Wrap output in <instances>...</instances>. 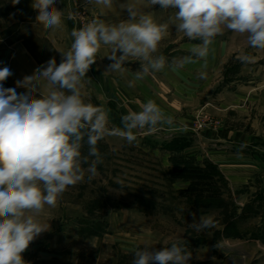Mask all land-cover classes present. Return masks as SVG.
Here are the masks:
<instances>
[{
  "label": "clouds",
  "instance_id": "9594fccd",
  "mask_svg": "<svg viewBox=\"0 0 264 264\" xmlns=\"http://www.w3.org/2000/svg\"><path fill=\"white\" fill-rule=\"evenodd\" d=\"M12 2L18 4L20 0ZM57 2L32 0L31 7L38 13L36 23L45 29L62 27L65 13L56 7ZM87 2L110 9L117 0ZM147 3L151 7L159 5L162 10L172 9L174 15L165 23H157L151 12L141 11L132 0H125L119 8L127 12V19L108 23L93 18L83 27L73 28L71 46L61 53L59 64L51 58L32 75L17 80L14 88L4 87L3 82L12 72L8 67L0 68V264H28L22 253L50 227L39 219L45 207H55L69 187L84 181L86 173L89 180L97 175V165L103 162L98 141L114 136L135 145L139 136L155 133L174 122L149 99L140 105V111L128 110L121 117L122 127H108L109 110L85 102L81 91L85 80L92 81L87 73L102 45L111 49L106 57L112 63L106 72L122 73L126 62L139 61L136 80L165 68L166 57L156 54L170 25L177 34L200 41L191 46L190 55L172 60L173 70L206 60L209 46L226 30L242 38L245 47L264 51V0ZM67 17L74 20L76 13L69 10ZM237 59L251 63L254 57L243 53ZM204 77L201 72L200 78ZM134 86V81L128 82V87ZM17 88L25 91L17 93ZM85 137L88 152L82 155ZM192 216L190 227L198 232L215 227L211 215H201L198 220L195 213ZM134 257L132 264H189L192 254L182 240H177L160 249L145 246L136 250Z\"/></svg>",
  "mask_w": 264,
  "mask_h": 264
},
{
  "label": "crops",
  "instance_id": "0c3cea01",
  "mask_svg": "<svg viewBox=\"0 0 264 264\" xmlns=\"http://www.w3.org/2000/svg\"><path fill=\"white\" fill-rule=\"evenodd\" d=\"M123 2L125 0H117L109 9L94 2L88 3L87 0H58L56 7L64 11V23L62 27L52 30L36 23L38 13L31 7L32 0H20L18 4L12 0H0V68L8 67L12 72L3 82L4 87L14 88L17 80L32 75L34 70L53 57L59 64L61 53L71 46L70 32L73 28L83 27L93 18L108 23L127 19V12L119 8V3ZM132 3L141 11L151 12L157 23H165L174 15V10H162L159 5L151 7L147 0H132ZM69 10L76 13L74 20L68 19ZM181 36L182 33L177 34L174 26L170 25L169 34L158 45L156 54L166 57L165 68L140 80H136L134 75L140 69L139 61L126 62V70L122 73L106 72L112 63L106 57L111 49L102 45L96 62L87 73L92 81L88 83L85 80L81 91L85 102L109 110V122L115 127H122L121 117L128 110L140 111V105L149 99L154 100L166 116L174 118L172 126L183 136H186V131L182 129L192 125L195 112L206 109L215 118L220 117L222 124L214 129H191L190 145L183 152L185 156L218 165L228 181V191L232 196L230 200L234 205L235 213L230 216V221H224L222 227L216 228L219 230L216 234L214 231L212 237L213 240L214 237L218 240L222 237L223 243L228 245V261L220 263L219 259H213L215 261H208L207 264H231L237 260L246 263L248 254L242 251V247H246V244L260 247L261 236L257 229L264 223L261 221L243 227V224L246 225L243 220L252 216V211L258 213V218H264V89L258 86L261 78L257 71L243 78L240 67L244 63L232 64L230 45L221 40H214L209 46L206 60L173 70L170 67L172 60L190 55L191 46L200 43ZM249 55L254 57L253 64L258 62L253 54ZM201 72L205 73L204 78H200ZM129 81H134L135 86L128 87ZM202 89H206V92L200 98ZM16 91L21 93L25 90L17 88ZM111 146L118 144L111 143ZM41 222L50 227L22 253L28 264H103L100 252H89L83 247L94 241L97 246L99 240L96 236H87L86 231L80 228L81 224L85 226V222L63 217L57 221L46 219ZM72 222L78 228L73 236L70 231ZM228 226L229 232L224 235V229H228ZM254 229V233L249 232ZM214 241L213 244H216Z\"/></svg>",
  "mask_w": 264,
  "mask_h": 264
},
{
  "label": "rangeland",
  "instance_id": "374dc122",
  "mask_svg": "<svg viewBox=\"0 0 264 264\" xmlns=\"http://www.w3.org/2000/svg\"><path fill=\"white\" fill-rule=\"evenodd\" d=\"M0 13L2 18V8ZM181 37L188 39L183 34ZM214 40L225 41L230 45L232 64L240 62L235 55L243 52L253 54L258 59V64L244 63V67H240L241 76L257 71V75L261 78L258 86L264 89V51L245 47L242 38L234 36L227 30L223 35L216 36ZM205 92L206 89L200 90V98ZM205 116L207 121L202 128H199L198 123L204 121ZM215 117L209 110L197 111L192 125L182 129L186 131V136L176 131L172 125H163L155 133L139 136L138 144L135 145H129L119 137L106 136L97 144L103 158V162L97 165V175L89 180L86 173L84 181L69 187L58 199L55 207H45L44 212L40 214V221L46 219L57 221L63 217L67 220L85 222L87 226L81 224L80 228L86 231L87 236L93 235L99 240L97 246L94 241L93 244H85L83 247L89 252H100L103 264H132L136 250L145 246L160 249L163 246H170L177 240H182L187 250L191 252L192 258L189 264H207L208 261L217 259L220 263L227 262L228 245L223 243L222 237L219 240L214 237L215 241L212 237L214 231L216 234L219 230L216 228L222 227L224 221H230V216L235 213L233 201L230 200L232 199L230 190L224 197L229 204L227 208L198 205L183 195L188 183L171 177L175 165L173 158L185 156L183 151L190 145L191 129L204 131L221 126L220 117ZM111 126L113 125L109 122L108 127ZM86 139L85 137V141L82 142V155L88 152ZM174 141L176 145L173 149L170 145ZM111 143L118 146H111ZM198 161L203 164L206 160ZM84 167L87 168V165ZM192 213H195L197 220L201 215H211L216 222L215 227L196 231L190 227L193 222ZM257 214L252 211V216L243 220L246 223L243 227L264 222V218H258ZM70 231L71 236L78 231L73 222ZM254 231L255 229L249 232L254 233ZM259 231L260 247L254 248L246 244L247 248L242 247V251L248 254L246 263L237 260L231 261V264H264V223L260 229H257V232ZM227 233L228 229L225 227L224 235ZM213 241L216 244H213ZM74 242L78 244L76 240ZM217 244L220 246L216 247Z\"/></svg>",
  "mask_w": 264,
  "mask_h": 264
},
{
  "label": "trees",
  "instance_id": "16d2710c",
  "mask_svg": "<svg viewBox=\"0 0 264 264\" xmlns=\"http://www.w3.org/2000/svg\"><path fill=\"white\" fill-rule=\"evenodd\" d=\"M175 143L174 141L170 148H173ZM183 156L173 158L175 165L171 173L173 179H180L188 183L183 195L198 205L227 208L229 204L225 201L224 193L229 189L228 181L218 165L208 160L202 164L196 157ZM229 229L228 226V232Z\"/></svg>",
  "mask_w": 264,
  "mask_h": 264
},
{
  "label": "built area",
  "instance_id": "2783aa9c",
  "mask_svg": "<svg viewBox=\"0 0 264 264\" xmlns=\"http://www.w3.org/2000/svg\"><path fill=\"white\" fill-rule=\"evenodd\" d=\"M206 121H207V116H205V120L204 121L198 123L199 124L198 127L202 128Z\"/></svg>",
  "mask_w": 264,
  "mask_h": 264
}]
</instances>
